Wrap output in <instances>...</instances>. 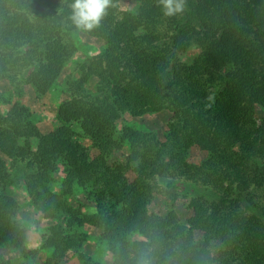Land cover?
<instances>
[{
	"label": "trees",
	"instance_id": "trees-1",
	"mask_svg": "<svg viewBox=\"0 0 264 264\" xmlns=\"http://www.w3.org/2000/svg\"><path fill=\"white\" fill-rule=\"evenodd\" d=\"M121 1L113 0L99 27L83 31L105 48L78 65L79 83L92 82V92L70 91L53 134L44 136L25 120V107L0 96V183L8 159L32 156L29 167L38 169L28 176L29 194L44 220L57 221L60 206L50 184L61 165L64 186L70 192L81 186L94 205L95 213L81 214L77 223L101 233L113 264H264V117L260 125L257 120L264 109V0H184L174 16L164 15L158 0H139L133 11L122 9ZM72 2L0 0V82L48 93L76 52L72 35L80 29L70 19ZM190 49L199 55L183 64ZM165 111L171 114L165 143L128 127L118 134L126 115ZM73 126L90 140L89 149ZM33 139L42 142L36 153ZM126 146V162L110 167L111 156ZM193 147L218 148L210 166L188 165ZM134 167L144 179L130 203L127 175ZM179 182L215 191L194 206L197 229L185 227L175 212L151 210L157 195L175 204ZM16 207L12 197H0V247L23 251L26 232L13 219ZM124 215L135 224L126 226ZM52 234L43 247L57 251L62 242L80 251L88 238L68 233L61 242ZM132 235L143 241L131 245ZM215 245L217 253L210 250ZM127 246L131 261L122 256ZM85 264L100 263L89 258Z\"/></svg>",
	"mask_w": 264,
	"mask_h": 264
},
{
	"label": "rangeland",
	"instance_id": "rangeland-1",
	"mask_svg": "<svg viewBox=\"0 0 264 264\" xmlns=\"http://www.w3.org/2000/svg\"><path fill=\"white\" fill-rule=\"evenodd\" d=\"M139 0H122L121 7L126 10H135ZM74 39L75 54L67 63L60 79L50 88L48 93L42 96L43 88L27 85L24 82L21 84H11L9 82H0V96L11 105L19 104L27 109L25 120L35 124L44 136L53 134L60 128L59 110L63 103L71 98L70 91L78 93L83 87L87 92H92V82L87 85L79 83L81 76L78 72V65L83 64L86 60L100 54L105 48V42L101 39H95L87 36L83 31H75L72 35ZM199 55L196 49H190L181 56L183 64L190 65ZM264 117V109L257 111L258 125ZM171 120V114L167 111L146 115L143 118H133L129 115L124 116L118 122V134L120 135L123 128L128 127L144 134L154 135L158 141L165 143L167 135V126ZM73 130L79 135L77 140L81 144H85L88 149L91 142L88 138L80 136V130L77 126H73ZM24 144L20 141V146ZM163 144L162 146H164ZM42 146V142L37 139L31 141V151L36 153ZM215 150L218 148H214ZM213 149V150H214ZM213 150L202 151L197 147H193L187 153V163L192 168H200L202 166H210L212 161ZM128 147L117 152L109 159V165H120L126 162L128 155ZM166 156V150L163 149ZM33 155V154H32ZM92 157L96 155L92 151ZM33 161L32 156H26L22 160H7L6 172L0 183V197L10 196L16 202V212L13 217L21 228L26 232V244L24 250H18L15 247L2 248L0 247L1 264H85L90 258L95 263L113 264L114 257L110 253L108 244H106L101 236V233L92 226H80L77 223L82 218V215H92L95 213L94 205L88 199L85 190L81 186H75L70 192L64 186V169L61 165L56 173L52 176L50 191L54 196L56 205L60 208L57 211L58 220H44L35 206V200L30 196L27 188L28 176L35 173L38 169L37 165L29 167ZM129 186L132 194L129 197L130 203L134 201V194L143 186L144 175L139 167H134L133 171L127 175ZM161 188L164 183H160ZM179 198L172 204L168 199L157 195L151 210L159 215H167L170 212H175L178 218L182 221L185 227L197 229L199 223L195 221L194 206L200 197L206 198L208 194L215 195V191L205 188L202 184L194 182H179L177 184ZM123 222L126 226H132L135 221L132 217L123 216ZM72 227V228H71ZM56 233L61 241L68 233L86 235L87 242L80 251L69 250L65 245L60 243L61 249L58 251L54 248H44L45 244L52 239V231ZM52 236V237H51ZM197 245H201V234L197 233ZM136 241H143L138 235H132L129 238V243L133 245ZM17 239H13L16 243ZM47 243V245H48ZM213 253L221 250V247L215 245L210 249ZM122 256L131 261L134 256L133 248L127 246L123 248Z\"/></svg>",
	"mask_w": 264,
	"mask_h": 264
},
{
	"label": "clouds",
	"instance_id": "clouds-1",
	"mask_svg": "<svg viewBox=\"0 0 264 264\" xmlns=\"http://www.w3.org/2000/svg\"><path fill=\"white\" fill-rule=\"evenodd\" d=\"M158 6L164 15L174 16L183 11L184 0H158ZM70 7V19L75 27L82 31H92L99 27L108 9L113 7V0H73Z\"/></svg>",
	"mask_w": 264,
	"mask_h": 264
}]
</instances>
